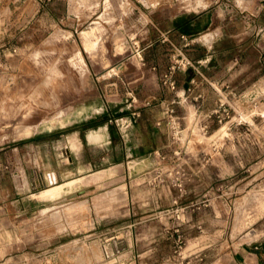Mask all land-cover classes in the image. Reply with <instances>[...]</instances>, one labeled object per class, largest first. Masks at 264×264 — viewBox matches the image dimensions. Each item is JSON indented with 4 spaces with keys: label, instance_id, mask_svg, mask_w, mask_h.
Returning <instances> with one entry per match:
<instances>
[{
    "label": "rangeland",
    "instance_id": "obj_1",
    "mask_svg": "<svg viewBox=\"0 0 264 264\" xmlns=\"http://www.w3.org/2000/svg\"><path fill=\"white\" fill-rule=\"evenodd\" d=\"M256 2L0 0V264H234L232 251L264 241V49L251 44L264 11L251 16L260 12ZM203 11L225 32L221 68L209 71L223 78L214 85L219 92L205 85L206 109L218 103L221 110L206 111L203 123L192 112L184 125L179 85L183 73L199 68L198 51L187 53L165 33L171 18ZM234 57L249 63L251 81L229 83ZM183 58L194 67L185 70ZM173 67L174 91L164 84ZM173 99L179 133L162 138L152 175L129 190L119 178L50 201L61 187L35 183L28 192L24 169L5 162L23 138L68 130L75 120H108L120 143L123 110ZM24 152L34 157L37 150Z\"/></svg>",
    "mask_w": 264,
    "mask_h": 264
},
{
    "label": "crops",
    "instance_id": "obj_2",
    "mask_svg": "<svg viewBox=\"0 0 264 264\" xmlns=\"http://www.w3.org/2000/svg\"><path fill=\"white\" fill-rule=\"evenodd\" d=\"M263 1L257 0L255 3V7L260 12L257 15L251 13V16L256 19L263 14ZM183 18L188 19L191 24V30L185 34L177 29V24ZM207 31L208 40L205 42L202 36ZM251 31L253 35L251 44L263 50L264 27H255ZM165 35L170 38L178 37L187 53L194 50V47L198 51L195 62L199 68L196 72L182 74L183 82L179 85L178 94L183 96L180 104V118L184 125L188 124L192 112L196 113L195 121L203 123L206 111L214 113L221 110L218 103L216 110L206 109L205 101L208 95L205 85L209 83L219 92L214 85L220 86L223 78L220 74L209 71L211 68H221L217 54L220 51V43L225 39L224 28L216 24L215 17H211L210 12L203 11L195 15H179L171 18L170 27ZM242 41L243 39L239 40V42ZM199 49H202V52H199ZM259 61L264 65V52ZM241 64L245 66L244 73L236 71V66ZM227 66L229 83L237 78L244 79V82L251 81V77L246 72L250 65L243 58L234 57L227 63ZM229 87L231 88L230 93L236 96V87L233 85ZM214 94L219 97V94ZM244 96H247V91ZM91 119L75 120L67 126L69 129L65 131H63L66 129L64 127L54 128L27 136L21 140L25 142L21 143L20 148L15 147L11 149L12 152L4 153L5 162L14 161L20 164L22 170L24 169L23 185L28 192H32L31 188L34 190L35 183L48 186V189L59 186L62 188L60 195L55 200H49L65 202L94 190H102L110 180L120 178L119 183L129 190L136 180H144L152 175L151 170L159 159L158 150L163 147L162 138H166L170 131L160 105L155 104L148 107L135 105L123 110V114L118 119V123L122 125L118 132L120 143L113 141L112 126L108 120ZM25 143H27L26 146ZM35 143L37 146L34 145ZM25 148L27 151L30 148L31 150L36 149L35 156L25 154ZM42 148L48 149L47 154L52 162L44 161ZM29 161L34 164L30 166ZM30 169L33 170V176L28 174ZM117 171L120 177L112 176ZM121 189L125 191V187ZM232 259L234 264H264V241L239 247L232 251Z\"/></svg>",
    "mask_w": 264,
    "mask_h": 264
},
{
    "label": "built area",
    "instance_id": "obj_3",
    "mask_svg": "<svg viewBox=\"0 0 264 264\" xmlns=\"http://www.w3.org/2000/svg\"><path fill=\"white\" fill-rule=\"evenodd\" d=\"M184 62V69L188 70L190 67H194L193 63L191 60L188 58H183ZM175 67L172 68V71L167 74L164 78V84L169 87L170 90H176V81L173 78ZM179 99L180 97L177 96ZM180 101V100H179ZM177 99H173L171 101H163L162 108L164 110V114L167 120V124L169 126L170 131L174 132L175 135H177L178 129H179V123H178V117H177V112H176V105Z\"/></svg>",
    "mask_w": 264,
    "mask_h": 264
},
{
    "label": "trees",
    "instance_id": "obj_4",
    "mask_svg": "<svg viewBox=\"0 0 264 264\" xmlns=\"http://www.w3.org/2000/svg\"><path fill=\"white\" fill-rule=\"evenodd\" d=\"M177 29L182 33H187L191 30V24L188 19L183 18L179 24H177Z\"/></svg>",
    "mask_w": 264,
    "mask_h": 264
},
{
    "label": "bare ground",
    "instance_id": "obj_5",
    "mask_svg": "<svg viewBox=\"0 0 264 264\" xmlns=\"http://www.w3.org/2000/svg\"><path fill=\"white\" fill-rule=\"evenodd\" d=\"M114 194V193H113ZM120 194V193H119ZM112 196V195H111ZM121 197V196H120ZM110 198V197H109Z\"/></svg>",
    "mask_w": 264,
    "mask_h": 264
}]
</instances>
